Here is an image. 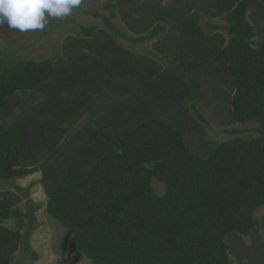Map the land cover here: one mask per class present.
Returning <instances> with one entry per match:
<instances>
[{"label": "trees", "instance_id": "16d2710c", "mask_svg": "<svg viewBox=\"0 0 264 264\" xmlns=\"http://www.w3.org/2000/svg\"><path fill=\"white\" fill-rule=\"evenodd\" d=\"M106 8L105 29L81 27L78 37H65L55 62L0 71V119L18 94L55 90L60 74L61 92L77 74L89 86L80 109L88 118L70 135L64 127L74 122L36 139L25 110L10 125L0 122V181L41 172L47 214L92 264H228L227 237L250 234L254 211L264 206V37L252 42L256 29L264 31V0H117ZM117 9L139 37L112 25ZM203 17L223 18L226 38L207 24L206 34ZM112 33L133 45L159 39L162 63L120 47ZM209 78H227L234 121L256 122L257 137L198 157L163 116L198 97ZM8 195H0V264H10L21 243L19 228L3 224L19 218Z\"/></svg>", "mask_w": 264, "mask_h": 264}, {"label": "rangeland", "instance_id": "374dc122", "mask_svg": "<svg viewBox=\"0 0 264 264\" xmlns=\"http://www.w3.org/2000/svg\"><path fill=\"white\" fill-rule=\"evenodd\" d=\"M133 1L142 4L145 0ZM158 1L162 6L172 2V0ZM116 3L117 0H84L70 17L49 18V23L43 31L19 32L8 28L7 25L0 27V71L17 62H55L62 55V41L65 37H78L81 27L105 29L102 17L111 15V11L106 6ZM112 12L115 13V18L111 20L114 27L133 37L140 36L127 30L118 9ZM248 18L256 26L255 21H252L250 16ZM259 22L264 28V20ZM205 24L216 27L217 30L212 32L222 33L226 38V22L223 18H202L201 25L208 34ZM256 32L257 36L252 40L254 45L264 37L263 30L256 29ZM111 35L120 47L162 63L155 50L159 39L133 45L114 33ZM71 80L76 83L73 85L67 83L68 87L63 92L61 90L66 81L60 74L59 84H55V90H47L44 93L43 87H40L30 93L18 94L10 102L11 111L1 116L0 122L10 125L20 119L22 110H25L27 114L32 113V120L37 125L34 134L36 139H40L39 136L43 137L51 129H61V125L65 122H69L68 124L74 122L73 125L64 127L67 135L74 133L88 118L80 109L88 104L86 91L89 86H85L88 85L87 75L77 74ZM232 95L233 91L227 78L222 81L209 78L198 97L174 107L163 116V120L183 137L187 147L196 156L209 157L223 142L233 139L250 140L257 137L256 122L241 124L234 121ZM98 97H102V92H98ZM39 103L41 105L33 111L23 108V105ZM101 103V101L96 102L97 106ZM59 134L60 131H57L56 136ZM41 182L42 175L39 171L18 180L0 181V195L9 194V201L16 203L19 210L17 212L19 218L14 217L3 222L5 226L14 230L19 228L21 234V243L10 264H30L32 260L34 264H56L58 261H62L63 264H92L85 255L76 250L73 233L47 214V196ZM152 187L158 196L163 195L164 186L157 180H152ZM254 215L256 225L250 234L227 237L228 264H264V206L256 209ZM29 217L31 225L27 230Z\"/></svg>", "mask_w": 264, "mask_h": 264}, {"label": "clouds", "instance_id": "9594fccd", "mask_svg": "<svg viewBox=\"0 0 264 264\" xmlns=\"http://www.w3.org/2000/svg\"><path fill=\"white\" fill-rule=\"evenodd\" d=\"M84 0H0V27L19 32L43 31L49 18L70 17Z\"/></svg>", "mask_w": 264, "mask_h": 264}]
</instances>
